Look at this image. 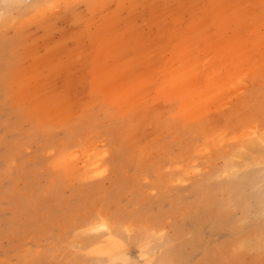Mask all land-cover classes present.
Returning <instances> with one entry per match:
<instances>
[{"label": "rangeland", "instance_id": "rangeland-1", "mask_svg": "<svg viewBox=\"0 0 264 264\" xmlns=\"http://www.w3.org/2000/svg\"><path fill=\"white\" fill-rule=\"evenodd\" d=\"M0 264H264V0H0Z\"/></svg>", "mask_w": 264, "mask_h": 264}, {"label": "bare ground", "instance_id": "bare-ground-1", "mask_svg": "<svg viewBox=\"0 0 264 264\" xmlns=\"http://www.w3.org/2000/svg\"><path fill=\"white\" fill-rule=\"evenodd\" d=\"M106 227V226H105Z\"/></svg>", "mask_w": 264, "mask_h": 264}]
</instances>
